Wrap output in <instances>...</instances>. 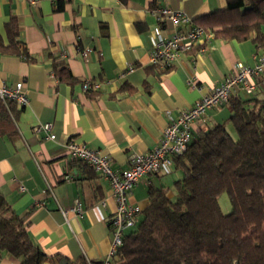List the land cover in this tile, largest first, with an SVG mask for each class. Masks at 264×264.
I'll return each mask as SVG.
<instances>
[{
  "label": "crops",
  "instance_id": "crops-1",
  "mask_svg": "<svg viewBox=\"0 0 264 264\" xmlns=\"http://www.w3.org/2000/svg\"><path fill=\"white\" fill-rule=\"evenodd\" d=\"M56 1L0 0V82L23 81L28 97L26 105L14 104L16 135L0 137V192L47 256L73 264L82 257H107L115 202L108 181L72 160L63 144L84 143L108 155L113 169H126L130 154L152 149L171 118L218 86L237 62L252 66L264 56V46L222 39L203 26L213 32L211 38L183 52L172 67L159 69L149 59L155 35L170 37L176 29L154 9L182 11L189 18L182 28L188 29L201 24L198 18L225 9L226 0H64L60 10ZM261 32L264 36V25ZM22 48L27 57L16 53ZM84 49H89L85 57ZM129 64L134 69L126 72ZM54 65L72 79L57 78ZM84 79L93 84L89 92L82 90ZM122 86L128 89L121 91ZM234 96L264 98V69L254 92L235 89ZM229 116L227 104L210 109L204 121L192 125L191 138ZM46 122L54 140L33 130ZM178 176L172 167L134 185L129 201L139 209L137 222L148 205V187L171 189ZM76 200L80 213L70 210ZM0 264L20 262L0 250Z\"/></svg>",
  "mask_w": 264,
  "mask_h": 264
},
{
  "label": "trees",
  "instance_id": "trees-1",
  "mask_svg": "<svg viewBox=\"0 0 264 264\" xmlns=\"http://www.w3.org/2000/svg\"><path fill=\"white\" fill-rule=\"evenodd\" d=\"M226 1L225 9L198 18L201 27L214 28L222 39L264 46V0ZM56 2L62 9L64 0ZM17 33L13 29V39ZM16 53L27 57L25 48ZM53 70L59 79H72L64 67ZM14 104L0 99V137L16 135ZM227 106V121L191 138L173 159L179 176L171 189L148 187L142 217L124 234L109 264H264V98L234 96ZM222 193L231 205L227 214L218 201ZM26 226L0 192V250L20 264H59ZM73 264L104 263L82 257Z\"/></svg>",
  "mask_w": 264,
  "mask_h": 264
},
{
  "label": "built area",
  "instance_id": "built-area-1",
  "mask_svg": "<svg viewBox=\"0 0 264 264\" xmlns=\"http://www.w3.org/2000/svg\"><path fill=\"white\" fill-rule=\"evenodd\" d=\"M32 3L35 0H30ZM154 12L161 18L168 20L176 29L170 37L155 35L153 50L150 54V63L159 69H168L179 60L183 52L190 51L203 43L205 39L213 36L211 30L201 26H192L183 29L182 26L189 21L182 11L173 10L166 6H158ZM89 49L82 51L83 57ZM132 64L127 65L126 72L133 71ZM264 69V56H260L252 66L237 62L232 72L225 76L218 86L198 98L191 107L182 109L178 115L171 118L162 129L161 137L156 145L145 153H132L128 157V167L123 170H115L111 166V158L97 149L88 147L84 143L68 140L63 144V150L72 160H79L99 172L109 183V190L115 202L114 211L110 217L111 246L104 264H109L111 257L122 244V238L126 229L136 226L139 209L129 201L132 188L141 178L158 171L169 172L173 167V159L181 155L191 141V127L195 122L206 119L207 112L214 107L225 106L235 89L252 93L256 90L260 76ZM192 85V82L189 81ZM93 84L89 79L82 82V90L89 92ZM0 99L13 101L17 105L24 106L28 103V97L23 81H17L14 85L0 82ZM35 133L42 132L45 138L54 140L55 135L51 131L50 123H38L34 125ZM67 180L71 177L67 176ZM80 213V203L75 201L70 209ZM66 216L68 210L62 209Z\"/></svg>",
  "mask_w": 264,
  "mask_h": 264
},
{
  "label": "rangeland",
  "instance_id": "rangeland-1",
  "mask_svg": "<svg viewBox=\"0 0 264 264\" xmlns=\"http://www.w3.org/2000/svg\"><path fill=\"white\" fill-rule=\"evenodd\" d=\"M219 205L223 213L227 214L231 211V205L229 202L228 195L226 193H222L218 197Z\"/></svg>",
  "mask_w": 264,
  "mask_h": 264
},
{
  "label": "water",
  "instance_id": "water-1",
  "mask_svg": "<svg viewBox=\"0 0 264 264\" xmlns=\"http://www.w3.org/2000/svg\"><path fill=\"white\" fill-rule=\"evenodd\" d=\"M60 264H66L65 260H60Z\"/></svg>",
  "mask_w": 264,
  "mask_h": 264
}]
</instances>
